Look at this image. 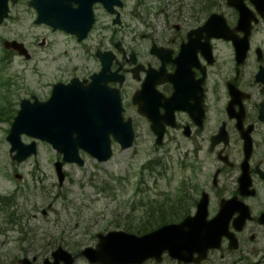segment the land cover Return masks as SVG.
Here are the masks:
<instances>
[{
  "label": "flooded vegetation",
  "instance_id": "flooded-vegetation-1",
  "mask_svg": "<svg viewBox=\"0 0 264 264\" xmlns=\"http://www.w3.org/2000/svg\"><path fill=\"white\" fill-rule=\"evenodd\" d=\"M236 2L244 6L241 17L230 0H192L190 6H186L184 0H162L154 13L158 15L160 25L154 28L149 22L148 8H143L144 14L139 11L145 2L133 0L128 5L126 0H121V5L115 6L118 23H113L114 15L95 1L91 5L94 23L81 42L89 38L98 22L99 11H102L112 27L107 38L109 47L103 44L105 36L102 34L88 56L97 61L98 69L94 71H98L103 56L95 54L96 51L113 54L111 70H119L125 79L121 85L116 82L109 85L119 86L122 101L127 93L131 103L133 94L141 85V80L133 78L132 69L136 64L142 66L136 74L138 79L145 80L151 73H162L158 77L162 81L156 85L155 91L145 88L144 92V101L149 104L154 100L151 111L156 124L163 127L161 145L168 146V153H176L184 168L200 171V181H203V187H207L201 193L206 191L209 198L216 194L219 201L233 197L248 206V216L241 230L235 232L238 247L228 249L226 237L222 238V245H226V255L241 251L251 257L259 255L262 249L245 245H264V0ZM71 5L77 7L78 3L72 1ZM12 8L11 5L8 17ZM33 11L35 18L37 13L35 9ZM214 14L224 26L223 37L217 36L213 22L208 21L210 17L214 18ZM134 16L146 28L138 37L125 23ZM61 33L78 42L75 35ZM117 33L128 36L130 45L124 39L116 38ZM137 41L144 45V52L133 47L139 46ZM131 53L136 59L134 62L130 60ZM91 73L74 76L84 79ZM127 75L137 84H129L130 90L125 91ZM72 77L62 75L54 83H67ZM54 83L49 86L52 88ZM132 108V118H141L147 135L154 138L148 116L140 115L136 105ZM11 186L13 191L10 194H0V245H12L0 253V264H21L22 257L29 258L30 264H45L51 261L47 257L53 259V250L59 245H46L45 249L49 250L44 252L41 250L43 245L40 248L33 245L35 239L31 236L35 235L28 234L48 233L47 227L40 225L35 230L29 224L34 219L33 223H36L38 218L48 220L53 206V197L49 193L52 188L46 193H35L36 186L25 192H22L24 185L13 183ZM225 186L232 188L222 196L218 191ZM20 201H25L26 209ZM239 215L235 212L231 223ZM25 219L28 225L22 228L20 225ZM229 228L233 230L232 224ZM13 232L16 234L11 235ZM60 246L72 255L57 254V264L72 261L77 264L84 259L74 248L80 246L81 249L83 245ZM244 259L249 260V257L239 255L232 264H240Z\"/></svg>",
  "mask_w": 264,
  "mask_h": 264
},
{
  "label": "rangeland",
  "instance_id": "rangeland-1",
  "mask_svg": "<svg viewBox=\"0 0 264 264\" xmlns=\"http://www.w3.org/2000/svg\"><path fill=\"white\" fill-rule=\"evenodd\" d=\"M161 1L140 0L141 3L145 2V5H141L139 11L144 14L143 8H148L149 22L154 28L160 25L158 15L154 13ZM184 1L186 6L191 5L189 3L192 0ZM126 2L130 5L133 0ZM99 13L98 22L86 40V45L84 44L86 52L82 51L72 37L61 32L53 33L46 25L34 24V11L27 5V0H19L13 6L11 16L0 24V194H10L13 191V183L24 185L22 192L35 186V193H46L47 189L52 188L49 193L53 197V206L48 213V220L38 218L36 223H33L34 219L29 224L35 230L40 225L48 228V233L28 234L35 235L31 236L35 239L33 245L37 248L43 245L41 250L44 252L49 250L45 249V246L51 244L94 246L98 241V232L123 229L127 226L135 231L142 226V220H145V223L150 222L151 219H156L158 212L172 211L174 204L183 203L181 210L186 211L166 222L180 220L185 214L194 213L201 190L207 189L203 187V181H200L199 170L184 168L176 153H168V146L154 144V139L147 135L141 118L136 119L133 144L127 149H121L118 143L113 141L112 156L108 160L98 162L90 155L80 152L84 159L82 165L63 163L65 178L61 186L58 184L53 165L61 155L46 143H38L37 166L32 157L21 163L11 159L6 135L10 121L19 108L20 99L29 98L32 94L38 99H46L49 95V85L59 80L62 75L82 76L98 69L97 61L88 55L92 53L102 34L105 36L103 44L109 47L107 38L111 35L108 17L102 11ZM125 23L129 26L128 29L135 30L137 37L141 32H145V24L138 19H127ZM115 37L124 39L126 44L130 45L128 36L117 33ZM6 39L22 42L28 49L30 58L25 59L13 50H3L2 43ZM42 42L44 45H41ZM136 44L139 45L140 42L137 41ZM133 47L144 52V45ZM126 78L125 91L130 90L129 84L136 85V81L129 75ZM128 97L125 93L128 113L132 116L134 110L129 106ZM21 139L25 143L31 140L24 134ZM16 174L20 177L15 179ZM231 188L220 187L218 193L223 196ZM211 196L208 217L214 215L219 202L216 194ZM20 202L26 209L25 201ZM27 223L25 219L24 224L20 226L27 228ZM158 225L155 221L151 222L149 230ZM10 234L14 235L16 232ZM9 246L12 245H0V253ZM245 246H253L262 251L259 255L251 257L241 251L226 255V245H222L219 250L210 251L207 259L201 264H232L238 260L239 255L249 257V260H244L242 264H264V245ZM74 248L79 250L80 247ZM77 264L88 262L80 259ZM142 264L181 263L165 255L160 263L147 260Z\"/></svg>",
  "mask_w": 264,
  "mask_h": 264
},
{
  "label": "water",
  "instance_id": "water-1",
  "mask_svg": "<svg viewBox=\"0 0 264 264\" xmlns=\"http://www.w3.org/2000/svg\"><path fill=\"white\" fill-rule=\"evenodd\" d=\"M77 1L80 5L76 9L81 12L84 6L83 1L86 0ZM106 1L110 7L112 0ZM69 3L70 0H51L49 5L45 2L41 17L43 16L44 20L51 22L54 26L68 30L72 24L64 19L68 15L61 16V13L62 10H68L65 6H69ZM6 9V0H0V21L6 14ZM70 11L75 12L73 9ZM53 13L58 20L51 21ZM84 29H87V24ZM4 45L29 57L21 43L5 41ZM105 76L104 72L93 76V81L86 86H80L76 79H73L70 85L56 84L50 98L45 101H39L35 95L32 96L33 102L23 99L7 137L12 143L10 151L16 150L13 158L21 161L31 152H35L34 142L29 144L21 142V133L50 142L62 153L63 161L76 162L79 165L83 164V159L79 156V148L98 161H106L111 155L110 134L120 143L121 148L129 147L133 140L130 119L123 120L118 91L107 89L105 81L108 78ZM153 84L154 82H151V85ZM136 102L139 104L138 110L143 113L142 103L137 100ZM153 129L157 134L155 143L159 144L161 131ZM61 164L60 161L55 162L59 184L64 179ZM207 202V194L203 192L197 202L194 216H187L178 223L162 225L139 236L121 230L97 233L96 246L85 247L82 254L95 263L134 264L141 263L150 257L160 261L161 253L167 250L171 257L178 260L199 263L207 257L209 248L219 246L223 234L230 236L227 232V223L233 212L240 213L241 223L248 216L247 206L236 198H231L221 200L217 215L207 220ZM234 239L233 236L231 241ZM229 247L234 248L236 245L232 244ZM63 253L70 257L67 251L58 247L53 252L54 261L45 264H57V254ZM194 253L197 255L194 256ZM22 260L28 261L26 258Z\"/></svg>",
  "mask_w": 264,
  "mask_h": 264
},
{
  "label": "trees",
  "instance_id": "trees-1",
  "mask_svg": "<svg viewBox=\"0 0 264 264\" xmlns=\"http://www.w3.org/2000/svg\"><path fill=\"white\" fill-rule=\"evenodd\" d=\"M150 163V162H149ZM175 206L173 207V210L172 211H168V210H163V211H160L157 213L156 215V219H151V221H147V223H145V220L143 221L142 220V226L140 228H138L137 230L133 231L131 230L128 226L127 227H124L125 230L127 231H131V232H135V233H142V232H145L147 230L150 229V226H151V222L155 221L156 224L160 225L182 213H184L185 211L181 210V207L184 206L183 203H179V204H174ZM165 212V213H164Z\"/></svg>",
  "mask_w": 264,
  "mask_h": 264
}]
</instances>
